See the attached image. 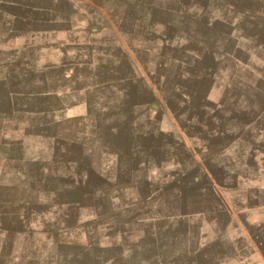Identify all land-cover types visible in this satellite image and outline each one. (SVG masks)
<instances>
[{"label":"rangeland","instance_id":"obj_1","mask_svg":"<svg viewBox=\"0 0 264 264\" xmlns=\"http://www.w3.org/2000/svg\"><path fill=\"white\" fill-rule=\"evenodd\" d=\"M98 1L108 16L94 17L91 50L62 55L26 33L19 63L0 66V79L9 74L0 81V153L26 161L53 199L24 209L19 191L0 193V264H264L259 83L249 88L248 127L201 129L197 117L227 122L230 107L243 105L222 97L234 68L223 38L202 35L220 50L206 55L201 75L180 59L179 46L195 39L164 23L179 0ZM31 3L46 9L48 1L21 4ZM211 102L219 113L201 114ZM151 172L153 201L141 204Z\"/></svg>","mask_w":264,"mask_h":264},{"label":"crops","instance_id":"obj_2","mask_svg":"<svg viewBox=\"0 0 264 264\" xmlns=\"http://www.w3.org/2000/svg\"><path fill=\"white\" fill-rule=\"evenodd\" d=\"M47 1L45 9L41 8L37 3H31L29 7L21 4L25 3V0H0V66H8L20 61L23 49L25 48L20 44L19 36L26 33L37 34L42 38L38 43L40 48H51L60 51L62 55L65 51L68 53V51L79 47L87 50L92 49L93 36H95V33L92 31L94 27L92 28V26L98 23L94 17L99 15L101 18H107L108 16L98 6L97 3L99 1ZM135 1L149 2V0ZM178 2L179 4L175 6L176 11H172L170 3L165 8L166 16L164 23L167 29H169L168 32H171V26H176L181 35L195 39L186 38L187 42L179 46V50L184 52V58L181 56L182 58L180 59L186 61L184 63L188 66H195L196 70L199 67L198 71H201L199 74L203 75V59L206 58L208 53L213 54V51L216 52L213 54L214 58H218L220 47L219 42L204 43L202 35L211 33L217 35L218 39L219 36L222 37L224 40V43L222 42L224 46L222 47L224 51L222 55L225 56L223 58L227 59L232 68L234 67L230 71L232 74L228 77V81L232 85L226 89L222 97L241 98L243 102L242 106L234 104V106L230 107L235 114L234 118L230 121L222 122L218 116L214 117V121H206L197 117L196 124H199L201 129L217 128L220 121L222 124L219 128H222L223 124H228L229 127L234 126V124L238 125L239 128L248 127L251 124L250 99L252 95L249 88L251 82H258L260 89H257L256 92H258V96L262 100L259 102L260 105L257 108L259 110V124L263 129L264 0H179ZM21 8L24 10L29 9V14L19 13L18 10ZM152 10L153 7H151ZM172 16L178 19L177 23L171 22ZM152 23H154L153 17ZM102 29L99 26L98 31H102ZM79 34H81L83 39L78 36ZM116 36L119 37V33H116ZM103 37H105L104 34L99 36L101 40ZM12 38L13 40H11ZM105 38L107 39V37ZM197 39L198 41H196ZM10 41L14 43L10 44ZM116 43L118 46H122V42L117 41ZM146 50H148V47H146ZM149 57V53H142L140 59L143 60V65L149 64ZM139 63L138 58L133 64ZM8 77L9 74H5L0 81L8 80ZM136 80L140 81V78ZM235 83L237 85H234ZM217 103L211 102L209 106H204V109L202 107V112L200 113L203 114L205 110H210L211 114L219 113L220 107ZM143 107H133V111L137 113L138 110H141L139 108H142L141 111H144ZM147 124L149 125V122ZM162 136L165 135L163 134ZM197 161L199 160L197 159ZM197 167L201 171H206L203 161L197 162ZM132 173V170L128 171V174ZM35 174V172H28L26 161H20L19 159L18 163H16L14 156L11 154L0 153V193L12 195L15 191H19L21 195L20 204H22L24 209L27 208L28 202L35 206L53 203L51 189L47 193H44L46 191L39 186ZM152 174L153 172L151 174L147 173L144 179L141 180V188L145 187L146 190L141 192V199L139 198L141 204L147 203L148 205L153 201V197L151 200L150 196L155 188ZM135 185L136 182L130 183L131 187ZM137 188L139 191V184ZM215 188L212 184L210 189L218 199V193ZM139 200H136V202L138 203Z\"/></svg>","mask_w":264,"mask_h":264},{"label":"water","instance_id":"obj_3","mask_svg":"<svg viewBox=\"0 0 264 264\" xmlns=\"http://www.w3.org/2000/svg\"><path fill=\"white\" fill-rule=\"evenodd\" d=\"M151 107L154 108V109L158 108V106L156 104H151Z\"/></svg>","mask_w":264,"mask_h":264},{"label":"trees","instance_id":"obj_4","mask_svg":"<svg viewBox=\"0 0 264 264\" xmlns=\"http://www.w3.org/2000/svg\"><path fill=\"white\" fill-rule=\"evenodd\" d=\"M28 7H29V5H28ZM28 7H27V8H28ZM26 15H28V14H26Z\"/></svg>","mask_w":264,"mask_h":264}]
</instances>
